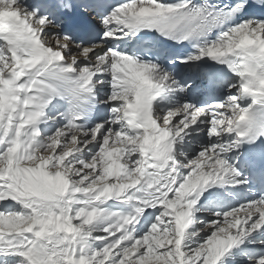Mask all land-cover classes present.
Segmentation results:
<instances>
[{"label":"snow or ice","instance_id":"1","mask_svg":"<svg viewBox=\"0 0 264 264\" xmlns=\"http://www.w3.org/2000/svg\"><path fill=\"white\" fill-rule=\"evenodd\" d=\"M0 264H264V0H0Z\"/></svg>","mask_w":264,"mask_h":264}]
</instances>
